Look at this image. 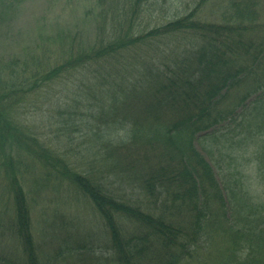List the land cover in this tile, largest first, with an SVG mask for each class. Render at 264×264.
I'll return each mask as SVG.
<instances>
[{"label": "trees", "instance_id": "1", "mask_svg": "<svg viewBox=\"0 0 264 264\" xmlns=\"http://www.w3.org/2000/svg\"><path fill=\"white\" fill-rule=\"evenodd\" d=\"M168 2L99 0L94 44L62 52L58 42L37 43L0 56V264H201L200 240L215 253L221 236L245 255L222 264H264V213L247 201L237 227L225 200L235 192L195 146L209 137L216 146L202 148L210 158L215 148L232 156L217 129L234 125L240 138L246 119L260 141L254 153L263 155L264 0H215L207 13L220 21L202 14L206 0H192L182 15L144 24V15L168 12ZM17 3L0 0L10 20ZM155 5L162 8L147 12ZM102 61L107 73L93 66ZM80 78L95 104L75 97ZM58 85L67 98H58ZM258 92L249 120L246 102ZM45 109L61 124L60 143L85 138L88 166L99 159L95 171L43 140L32 123ZM45 184H66L92 209L66 223L48 218L36 231L32 196L42 197Z\"/></svg>", "mask_w": 264, "mask_h": 264}, {"label": "rangeland", "instance_id": "2", "mask_svg": "<svg viewBox=\"0 0 264 264\" xmlns=\"http://www.w3.org/2000/svg\"><path fill=\"white\" fill-rule=\"evenodd\" d=\"M1 1L9 2V0ZM169 1L168 3L170 4L167 3L164 7L169 10L168 12L153 13L149 17L144 15L146 21L144 24L154 25L167 22L174 17L175 11L178 16L182 15L186 6L192 2V0ZM206 1L202 14L207 15L211 20L220 21V17L217 16V11L213 17L207 13L208 11L215 10V0ZM220 1L222 0H218L219 3H217V6L220 5ZM98 3L99 0H18V3L14 7V9H18L17 16L14 20H10L8 12L0 8V56H13V54L20 53L26 47H30L31 50L37 43L48 47L58 42L62 47V52L71 46L76 48L82 44L83 47H88L94 44L95 41H98L96 38L97 24L95 26L93 20L95 13H98ZM160 8H162L160 5L148 6L150 10L147 12ZM45 39H50L51 41L43 42ZM93 66L100 69L102 73H107L109 68L108 62L104 61ZM100 77H106V75L101 74ZM85 83L86 80L84 79L82 80L80 78L77 80L76 85L78 88L76 89L77 91L74 89L75 97L77 99H86L88 103L92 102L95 104V98L87 95L89 91ZM90 83L93 85V82ZM62 86L64 85L62 84ZM62 86H57V91L60 92L58 98L61 100L67 98L70 91L68 89L66 90V88L62 89ZM259 94L260 92L252 95L246 102L247 111L244 109L245 113L243 115L249 120L256 118L250 102L255 101V98ZM47 95L43 91V98L40 99L41 102L46 103L45 99ZM35 119L37 117L33 120ZM32 126L49 146L58 149V153L67 154L81 169L95 171L94 168L96 167L97 169L99 167V159L97 158L96 161L98 163L95 161L92 163L93 165L88 166L90 159L84 154V149L86 148L84 137L78 136L72 140L62 138L63 140L60 143L59 140L63 133L61 124H57L56 119L49 114L48 109L44 110L43 115L38 118L37 123H32ZM235 128L234 125L232 127L221 126L217 129L216 133L220 138L225 137L228 140L226 142H229V145L233 147L232 156L220 155L217 151L218 149L215 148L216 152L212 153L215 157L210 158L207 151L205 150V152L203 150L204 148H202V146H207V149L212 150L216 146H214L216 143L209 137H206L207 140H196L195 146L197 147L196 149L204 154L205 159L212 164L217 174L216 178L219 179L221 184L226 183L224 185L231 187L235 192V198L232 192L231 194L225 192V200L229 210H231L230 214H234L238 224L237 227H240L242 226L240 224L241 219L249 213V206H254L257 212L264 213V149L262 151L263 155H260L259 158L258 156L256 157L254 152L259 150L260 141L256 137L254 141L248 135L255 129L253 123L244 119L237 126V130L240 133L238 136L240 138L233 137L232 131ZM262 137H264V134H262ZM43 188L41 191L42 197L32 196L35 199L33 220L36 222V231L43 229L42 224L48 218L51 221L52 217L58 216V218H63V221L65 220L64 222L66 223V220L70 218L74 220L77 214L89 208L92 209L83 198L79 200L75 197L72 188L66 186V184L61 187L58 184H45ZM247 201L249 206L246 203ZM89 218L91 221H96L92 215ZM59 224L60 221H58ZM208 234L211 237H217L211 233ZM101 237H103V230L99 239L97 241L91 240V244L101 241ZM48 240L51 241L50 239ZM230 241V239L221 236L220 247L215 254L210 249L205 248V239H201L200 243L203 245V249L199 253L200 263L222 264L228 254L244 262L245 255L239 252L240 250L236 246H233ZM191 263L193 262L189 259V263L187 264ZM142 264H149L148 258H145Z\"/></svg>", "mask_w": 264, "mask_h": 264}]
</instances>
